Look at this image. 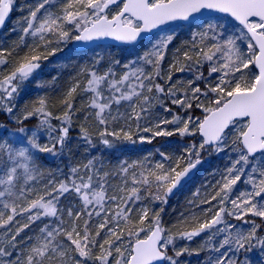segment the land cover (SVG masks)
<instances>
[{"label":"snow or ice","instance_id":"6c2138e0","mask_svg":"<svg viewBox=\"0 0 264 264\" xmlns=\"http://www.w3.org/2000/svg\"><path fill=\"white\" fill-rule=\"evenodd\" d=\"M13 7L0 0V28ZM178 21L196 29L190 39L157 35L142 54L97 56L81 66L59 114L46 95L16 109L62 45L104 38L135 45L141 34ZM186 72L192 78L174 80ZM170 105L184 114L156 111L172 113ZM0 110L18 125L0 135V264H183L181 257L202 252L206 264H255L249 253L264 257V0H35L18 38L0 48ZM34 117L39 131L25 126ZM74 122L91 147L174 135L200 140L175 158L160 151L154 163L90 157L66 173L45 170L40 154L63 150ZM45 132L50 143L38 138ZM228 148L235 156L219 179L204 193L197 188L187 212L166 226L164 208L153 206L192 179L203 152ZM241 182L247 186L237 190ZM198 237L199 247L190 248Z\"/></svg>","mask_w":264,"mask_h":264},{"label":"trees","instance_id":"16d2710c","mask_svg":"<svg viewBox=\"0 0 264 264\" xmlns=\"http://www.w3.org/2000/svg\"><path fill=\"white\" fill-rule=\"evenodd\" d=\"M30 1V3H28ZM17 6L21 5V10H16V8L13 10V14L11 17L10 22L6 26L7 28L4 29V31L0 34V48L8 47L12 44L14 40L18 38L19 31L22 26V21L24 15L27 13V5L34 3V0H16ZM14 18V19H13ZM18 23L20 26L19 30L15 28V24ZM13 24L14 26H10ZM13 28L16 29V31H13ZM182 41V40H181ZM179 42V41H177ZM102 49H106V47H100ZM74 58L64 60L62 62V68H65L69 63L72 62L74 65H72L70 68L60 71L57 70V66L55 65V70L50 72H44L43 73V84L48 85L47 87H39V90H35V86L30 87L29 93L27 92L26 95H24L18 102L14 103L17 110H22L25 105H32L34 104L39 97L41 96H47L49 98L50 104V110L54 114H59L60 112V106H59V99L62 96L64 90L66 89L71 77H73L78 69L81 67V64L75 63L73 60L75 59V56L83 57V55H79L75 52H73ZM55 56L49 57L47 61H44L43 64V70L48 66V64H51L53 58ZM74 66V67H73ZM57 71V72H56ZM177 76L176 74L174 77ZM56 78L54 87L53 84V78ZM173 77V78H174ZM176 78V77H175ZM192 78V77H191ZM175 80V79H174ZM203 85L201 84V87ZM27 96V97H26ZM76 105L77 107L81 106V98L78 96L76 98ZM171 106V105H170ZM173 108L172 113H162L161 115L167 118H171V115L180 113L183 115V110L178 109L176 106H171ZM156 110H159L158 108ZM19 114V112H17ZM194 114L196 115H202L200 110H195ZM32 121H27V124H30ZM53 124L56 125L57 128L61 127L60 121H52ZM0 123H6L11 124V121H9V116L4 113L2 110H0ZM171 128L172 126H166ZM193 139L194 142H199L200 137H190V138H181L178 135H174L172 137H158L153 140L151 144L149 143H137L136 145H130V144H117V146L113 149H107L103 145H100L99 143L96 144L95 147H91L85 140L82 139L81 133L79 131V128L77 127V123L74 122L72 127L69 131V137L66 141V145L63 149L65 155L70 159L69 162L73 163H82L85 162L90 157H101L106 163L110 162L111 164H115L117 161L121 160H128L129 162L135 161V160H144L145 157L150 158V162L154 163L156 161H159L161 157L159 156L160 151H164L169 155H172L174 158L176 157V149H181L178 146L182 144H190L191 140ZM127 149L131 150V154L128 155ZM202 158L206 159L205 164V170L202 174H197V176L187 185L185 186L174 198L169 199L166 205L161 204H155L153 207L155 210H158L160 207L164 208L162 215L163 223L166 226H171L174 223L177 222V220L180 218V214L182 212H187L188 210V200L192 198V193L196 191L197 188L201 190L202 193H204L206 190H210V186L215 183V180L219 179V173L224 169L223 165L220 166V164H223L219 161L218 157L216 155H210L207 151L203 152L201 154ZM42 160H44L45 163H47L46 160L47 157H44L42 155ZM44 168L46 165H43ZM65 172V171H64ZM66 173V172H65ZM59 174V173H58ZM207 207V206H205ZM199 211V210H197ZM250 219H256L257 223H261L258 218H251ZM238 224H241L240 221H235ZM232 223V220H231ZM246 227H250L249 225H245ZM35 227V226H34ZM264 234V233H261ZM206 235V234H205ZM203 239V237L196 238L190 245V248H197L199 247L200 241ZM180 244H184V241H180ZM214 254V253H213ZM212 254V255H213ZM256 254V255H255ZM209 253L202 252L199 256L197 255H191V256H184L181 257L180 260L183 262V264H202V262L207 261ZM254 256H258L257 252H253Z\"/></svg>","mask_w":264,"mask_h":264},{"label":"rangeland","instance_id":"374dc122","mask_svg":"<svg viewBox=\"0 0 264 264\" xmlns=\"http://www.w3.org/2000/svg\"><path fill=\"white\" fill-rule=\"evenodd\" d=\"M34 2H35V0H34ZM28 3H30V1H28ZM13 8L14 9L16 8V10L20 11L22 6L21 5L17 6L16 0H14V7ZM10 26H14V25L11 24ZM15 28L17 30H19L20 26L18 25V23L15 24ZM195 30H196L195 28H191L190 29L188 26H184V25L178 24V25H175L173 27H170L168 29H165V30L159 32L158 34L153 36L151 39H149L148 41H146L145 43L141 44L140 46H138L136 48H124V49L123 48H117V49L94 48V49H92L90 51H87V52L83 53V57H81V58L80 57L77 58L75 56V59L73 61L75 63L81 64V66L90 65L92 63V61L94 60V58H96L97 56H103V57H105L106 60L109 59V58H117V59H121L122 61H124V60L127 59L126 57L129 58L130 53L134 55L136 53L142 54L144 51H146L150 47L151 43L153 41H155L157 35L175 34L176 41H181V40L183 41V40L190 39L191 32L195 31ZM232 31L238 32L239 31V27L237 26L236 28L232 29ZM72 43L73 42H69L66 45H62L63 51L58 52L56 54V57L53 58L51 64H48V66L46 68H44V70H42L41 72L36 74L35 82H31L30 81L26 85L25 90L22 91L21 94L16 98L14 103L18 102L24 95H26L27 92L29 93L30 92L29 89H31L30 87L35 86V90L36 89L39 90V87L37 85L43 84V80H42V78L44 77L43 73L55 70V65L58 67L57 68V70H59L58 72L64 71V70L70 68L72 65H74V63L72 64V62H71L65 68H62V62L64 60L66 61L68 59L71 60V59L74 58V55H73L74 54L73 53L74 49L72 47ZM176 75L177 76H175L176 78L174 77V79H180V80H184V81H186V80H188V79H190L192 77V73H187V72L186 73H177ZM156 111L160 112V113L162 112L161 109L156 110ZM194 115H196V114H194ZM196 116H200V115H196ZM9 121H11V124L0 123V125H6L7 126V132L6 133H5L4 129L0 128V135H5V134L11 135L15 131V129L18 127V125H16L12 121L11 117H9ZM31 121L32 122L30 124H27V122H26V125H25L26 128L39 131V128H38L39 118L34 117V118L31 119ZM52 123H54V122H52ZM47 135L48 134L45 132V133H42L38 137L40 139L41 143H50V141L47 139ZM184 138H190V137H184ZM193 142L194 141L192 139L191 143H193ZM187 145H189V143L188 144H182L181 143V145L178 146L181 149H176V152H174V153H176V156L182 155L183 154V149ZM126 151H128V155L131 154V152H130L131 150L127 149ZM213 154L218 157V159H219V161L221 163H223V164H220V166L223 165L224 168L229 164L230 160L235 156V153H233L230 148H228L226 150V152H224V153H220V154L211 153L210 155H213ZM40 155H41V163H42V165H46L45 170H50V171L57 172V173H59L58 170L63 171V172L64 171L67 172L69 166L74 165V164H79V163H75L74 161H73V163H70L69 162L70 159L65 155L63 150L58 151V153L55 154V155L50 154V153L49 154H40ZM42 155H44V157H47V159H48V160H46L47 163H45L44 160H42ZM204 170H205V166H203L201 168V170L199 171V174H202L204 172ZM246 186L247 185L245 183L241 182L240 184H238L236 186V189L237 190H242ZM235 194L236 193L234 192L233 195H235ZM71 200H72V198L69 197V199L64 200L63 203L64 204H69L71 202ZM235 221L236 220L233 219L232 223L238 224ZM244 227H246V226H244ZM141 235H143V233H141ZM213 255H218V253H214ZM248 255L253 261H255V264H261V261L264 260V257L254 256L253 253H249Z\"/></svg>","mask_w":264,"mask_h":264},{"label":"water","instance_id":"95a60500","mask_svg":"<svg viewBox=\"0 0 264 264\" xmlns=\"http://www.w3.org/2000/svg\"><path fill=\"white\" fill-rule=\"evenodd\" d=\"M115 7V6H113ZM12 12H13V9L10 13V15L7 17L6 19V22L5 24L3 25L2 28H0V33L1 31L3 30V28L5 27V25L9 22L10 20V17L12 15ZM211 15L213 16H216V15H220V14H217V13H211ZM177 23H182L184 25H187V22H182V21H178V22H173L172 24H169V25H164L162 26L160 29H156V30H153L152 33H146V34H141V38L136 42L135 45L139 44L141 41L143 40H146V39H149L151 38L153 35H155L156 33H158L159 31L163 30V29H166V28H169L170 26L174 25V24H177ZM99 45H114V46H120V47H130V46H135V45H128V44H124L120 41H116L112 38H104V39H101V40H96V41H91V42H88V43H83V42H74L73 43V48L75 49V51L77 52H84V51H87L89 50L90 48L94 47V46H99ZM43 66V64H42ZM42 68V67H41ZM204 160L202 159V163L200 165L197 166L196 169L193 170L194 172V175L193 174H190L192 175V179L196 176L197 172L199 171L200 167L202 166ZM191 179V180H192ZM190 180V181H191ZM189 181V182H190ZM188 182V183H189ZM187 183V184H188ZM187 184H183L182 182V187L181 188H178L177 190H174L173 194L170 196L171 198L175 197V195L184 187L186 186Z\"/></svg>","mask_w":264,"mask_h":264}]
</instances>
